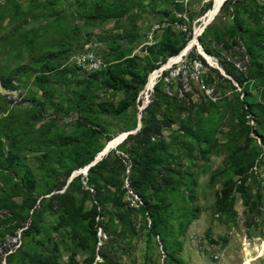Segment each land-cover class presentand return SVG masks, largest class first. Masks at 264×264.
<instances>
[{
    "label": "rangeland",
    "instance_id": "rangeland-1",
    "mask_svg": "<svg viewBox=\"0 0 264 264\" xmlns=\"http://www.w3.org/2000/svg\"><path fill=\"white\" fill-rule=\"evenodd\" d=\"M211 5L0 0V264H264V0Z\"/></svg>",
    "mask_w": 264,
    "mask_h": 264
},
{
    "label": "trees",
    "instance_id": "trees-1",
    "mask_svg": "<svg viewBox=\"0 0 264 264\" xmlns=\"http://www.w3.org/2000/svg\"><path fill=\"white\" fill-rule=\"evenodd\" d=\"M231 0H225V2H223L222 6L220 9H223L224 6ZM190 30V29H189ZM178 52L175 51L174 53L176 54ZM146 124L143 123V126H142V131H139V132H136L134 133L133 135H127V137L123 140L124 141H128V140H136L137 137H139L141 134H143L145 131H146ZM154 133L153 134H158L159 130L158 128L155 129V131H153ZM140 142V141H139ZM262 142L264 143V138H262ZM93 159H90V162L92 161ZM105 158L103 157L100 161H98L96 164H94L93 166H91L89 169H88V172H95L97 170H99L102 166V163L104 162ZM132 160L133 162L135 163V165L138 167V171L140 173V175L145 179L146 182H149L151 181V165L153 163H157V162H161V159L157 158V156H153L152 152H151V148L149 147L148 144H144L141 146L140 150H137V152H135L133 155H132ZM89 162V163H90ZM72 181H70L68 183L71 184ZM68 187V186H67ZM143 209H147V207L143 208ZM95 211V209H93ZM29 228H26L24 231V234H27L29 231H28Z\"/></svg>",
    "mask_w": 264,
    "mask_h": 264
},
{
    "label": "bare ground",
    "instance_id": "bare-ground-1",
    "mask_svg": "<svg viewBox=\"0 0 264 264\" xmlns=\"http://www.w3.org/2000/svg\"><path fill=\"white\" fill-rule=\"evenodd\" d=\"M223 2H225V0H212V5H211L210 9L208 10V12H207V14H206V16H205L204 21L202 22V26H203L204 24H206V26H207V23H209V21L211 20V18L214 17V16L217 14V12H218V10L220 9V7L222 6ZM202 26H201L199 29L196 30V33L201 32V30H202ZM193 34H194V33H193ZM196 37H197V36H196ZM194 44H195V34H194V38H192V39L187 43L186 47H185L184 49H182L181 52H180L179 54H177V55H175V56L169 58L168 63L165 64V65H168V64H170V63H176V62H178V60H179V59H180V58H181V57L187 52V50H189L190 47H192ZM197 47H198V46H197ZM198 53H199V54H200L205 60H207L209 63L212 62V61H211V58H210V57H209V56H208V55H207L202 49L198 48ZM163 69H164V66H162V68H161L160 71H162ZM158 73H159V71H154V72L150 73V75H149V77H148V80H147V83H146V86H145V89H146V90H149V89H151V88L153 87V85H154V81H155L156 76H157ZM125 134H126V133H121V134H118L117 136L113 137V138L108 142L107 146L103 149L104 152H105V150L108 151L109 148H112V147H114V146L119 145V144L122 142V138H123V136H124ZM123 140H124V139H123ZM87 166H88V165H87ZM87 166H85V167H83L82 169H80V172H81V173H85V172H87L88 169L90 168V167H89V168L86 170V167H87Z\"/></svg>",
    "mask_w": 264,
    "mask_h": 264
},
{
    "label": "water",
    "instance_id": "water-1",
    "mask_svg": "<svg viewBox=\"0 0 264 264\" xmlns=\"http://www.w3.org/2000/svg\"><path fill=\"white\" fill-rule=\"evenodd\" d=\"M213 18H214V17L211 18V20L209 21V23L213 20ZM209 23H207V25H208ZM205 28H206V24H204V25L202 26V30H201V32H203ZM201 32H200V33H201ZM193 36H194V34H193ZM198 36H199V35H198ZM195 40H196V44H195V45L197 46V45H198V44H197V37H195ZM200 49H201V47H200ZM197 50H198V47H197ZM139 128H140V123L137 125L136 129H134L133 131H131V132H125L126 134L123 136L122 140L125 139V138L127 137V135H130V134L135 133V132L137 131V129H139ZM108 151H109V150H108ZM108 151L105 150V152H104V150H102V151H101L96 157H94V159H93L90 163H88V166L86 167V170H87L89 167H91V166H93L94 164H96L98 161H100V160L102 159V157H103L104 155L107 154ZM73 177H74V174L72 173L68 181H70Z\"/></svg>",
    "mask_w": 264,
    "mask_h": 264
}]
</instances>
